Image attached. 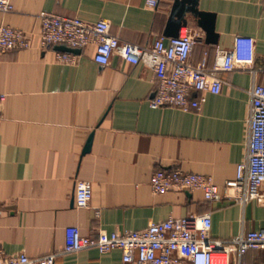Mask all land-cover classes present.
I'll list each match as a JSON object with an SVG mask.
<instances>
[{"label":"crops","instance_id":"0c3cea01","mask_svg":"<svg viewBox=\"0 0 264 264\" xmlns=\"http://www.w3.org/2000/svg\"><path fill=\"white\" fill-rule=\"evenodd\" d=\"M0 25L22 30L30 46L0 50V248L7 255L32 258L60 253L64 231L75 226L97 238L141 230L151 223L210 214L212 238L230 241L258 230L264 206L251 201H206L200 192L154 194L158 170L202 174L222 186L233 178L245 153L250 89L264 85V0H198L200 11L215 16L217 45L187 15L186 27L199 32L191 63L211 68L218 51H228L238 36L254 40V60L221 72L219 94L193 92L201 110L151 108L157 80L142 63L113 55L108 66L93 60L95 48L75 62L57 60L44 47L39 15L52 12L94 23L105 20L120 40L150 46L164 36L174 0H5ZM93 135L90 150L86 143ZM78 181H88V208L74 201ZM264 264V250L248 249L230 264ZM55 264H127L122 252L88 249L59 254Z\"/></svg>","mask_w":264,"mask_h":264},{"label":"built area","instance_id":"2783aa9c","mask_svg":"<svg viewBox=\"0 0 264 264\" xmlns=\"http://www.w3.org/2000/svg\"><path fill=\"white\" fill-rule=\"evenodd\" d=\"M156 0H148L155 7ZM12 6L0 0V12L11 13ZM41 40L46 48L64 45L73 49L94 46L93 60L102 67L108 66L113 55L126 62L142 63L152 71L157 88L150 100L151 108L175 107L183 111L201 110L203 99L193 98L192 93L219 94L223 81L221 72H231L237 66L248 65L254 60V40L250 37L235 38L231 50L218 51L211 68L206 61L191 63L193 46L199 40V32L186 27L175 38L157 39L150 46H140L120 40L111 34L105 20L85 22L78 17H67L52 12L39 15ZM30 46L28 36L20 29L0 25V50H21ZM57 60L73 63L76 54L56 52ZM4 95L0 94V102ZM245 153L237 164L235 175L224 185H216L212 178L181 169L158 170L150 181L151 191L160 195L167 192H200L209 202L229 201L245 206L260 201L264 206V85L254 84L250 89L247 112ZM92 198V186L88 181H78L74 201L78 208H88ZM210 214L170 217L151 223L141 230L106 233L97 238L84 235L75 227L64 231L61 254H73L96 249L100 254L114 250L122 252L127 264H230V255L241 257L248 249L264 250V220L258 230L241 234L230 241L212 238ZM53 252L41 257H29L25 253L7 255L0 248V264H55L60 254ZM237 264H244L238 262Z\"/></svg>","mask_w":264,"mask_h":264},{"label":"water","instance_id":"95a60500","mask_svg":"<svg viewBox=\"0 0 264 264\" xmlns=\"http://www.w3.org/2000/svg\"><path fill=\"white\" fill-rule=\"evenodd\" d=\"M187 15L192 17L199 28L205 33V43L217 45L218 35L215 33V16L198 9V0H174L164 36L175 38L179 35L180 28L187 25ZM57 52H68L78 54L80 49L68 48L64 45L54 46ZM93 135H90L84 153L88 152L91 147Z\"/></svg>","mask_w":264,"mask_h":264}]
</instances>
